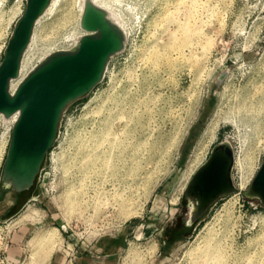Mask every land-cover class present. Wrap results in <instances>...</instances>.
Returning <instances> with one entry per match:
<instances>
[{"label":"rangeland","instance_id":"1","mask_svg":"<svg viewBox=\"0 0 264 264\" xmlns=\"http://www.w3.org/2000/svg\"><path fill=\"white\" fill-rule=\"evenodd\" d=\"M98 1L123 25L125 48L65 109L34 186L16 199L0 180V264H76L104 254L99 244L117 264H264V207L243 193L264 156V0ZM25 5L0 0V62ZM81 13L82 0H57L37 26L32 64L75 44ZM225 139L235 184L241 165L250 182L186 225L184 192ZM52 228L43 258L30 243Z\"/></svg>","mask_w":264,"mask_h":264},{"label":"water","instance_id":"2","mask_svg":"<svg viewBox=\"0 0 264 264\" xmlns=\"http://www.w3.org/2000/svg\"><path fill=\"white\" fill-rule=\"evenodd\" d=\"M52 0H26L0 62V115L15 113L11 138L0 180L15 193L28 192L36 183L58 133L63 113L73 101L87 95L104 77L108 63L125 48L126 33L109 11L95 0H85L81 27L86 30L74 46L43 58L13 90L23 55L39 17ZM235 150L230 140L220 141L190 180L186 225H192L220 198L238 187L233 180ZM244 195L264 207V156Z\"/></svg>","mask_w":264,"mask_h":264},{"label":"bare ground","instance_id":"3","mask_svg":"<svg viewBox=\"0 0 264 264\" xmlns=\"http://www.w3.org/2000/svg\"><path fill=\"white\" fill-rule=\"evenodd\" d=\"M96 2L98 0H95ZM57 0H52L51 1V4L49 5V7L47 8V10L39 17V19L37 20V23L35 25V29H34V32H33V35H32V39H31V42L29 43L24 55H23V59H22V63H21V69H20V74L17 78L13 79L12 82H11V87L12 89L14 90L18 84L23 80V78L40 62L38 63H33V57H32V53L30 54L31 52V47H32V44H33V40L35 38V34H36V30H37V26L39 24V22L41 21V19H43L49 12H51V10L53 9V7L55 6ZM99 5L103 6L104 4H102L101 2H97ZM84 6H85V0H82V13H81V17H82V14H83V11H84ZM105 7L106 9L108 8L107 6H103ZM108 10V9H107ZM23 9H19V11L17 12V15L15 14L13 17H19L22 13H23ZM109 13L111 14V11L108 10ZM112 16V15H111ZM81 17H80V21H79V25H80V28H81V31L80 33H82L79 37H77L76 39V42L78 41V39L84 34L86 33V30H84L82 27H81ZM113 18V16H112ZM114 19V18H113ZM116 21V19H114ZM13 21H14V18H13ZM118 22V21H117ZM120 24V23H119ZM121 25V24H120ZM123 27V25H121ZM190 28V24H187L186 26H184V29H189ZM124 29V28H123ZM125 30V29H124ZM126 33V31H125ZM75 42V44H76ZM74 44V45H75ZM73 45V46H74ZM5 46H6V43H5ZM60 50V49H59ZM54 52V51H53ZM52 53V52H51ZM50 54V53H49ZM46 57V56H45ZM44 57V58H45ZM198 61L195 60L192 62V64H196ZM31 69V70H30ZM107 69V68H106ZM30 70V71H29ZM29 71V72H28ZM28 72V73H27ZM27 73V74H26ZM26 74V75H25ZM17 114L18 113H15L13 114L12 116L10 117H5L3 114L0 115V121L2 119H6L7 122H9V125L7 127V131L4 132L2 134V137L0 139V164L2 163V160H3V154H4V151H6L7 149V146L9 144V141H10V138H11V131H12V127H13V124H14V121L16 120L17 118ZM215 128H209L207 131H206V134L209 135L211 138H213L216 134ZM96 140H100V139H96ZM109 142V141H108ZM96 155V156H94ZM101 159L100 157V154H96V152H92V155L90 154L89 155V159L88 160H92V159ZM99 159V160H100ZM97 160V161H99ZM239 160H236V164L239 163L238 162ZM241 179H240V182L238 183V185H236L238 187V191H235V192H238L240 194V192L246 188L250 182V179H251V176L252 174H247L248 171L246 170V168L241 165ZM251 175V176H249ZM252 182V181H251ZM251 184V183H250ZM249 187V186H248ZM248 189V188H247ZM246 189V190H247ZM234 193V192H233ZM176 200V199H175ZM232 204H234L233 202H231ZM229 208V207H228ZM227 208V209H228ZM23 218L19 219L18 221H16V223L22 221ZM58 232L56 229H50V230H47L46 232L42 233L41 235H37L34 239L31 240V243H30V248L31 250H38V248H40V245L42 247V252H40V250H38V253L40 255L43 256V258L47 257L48 254L50 253L49 251L51 249H54L55 247V244H56V239L58 237ZM262 238V236L260 237V239ZM257 241V237H254L252 239H249V242L250 244L252 243H256ZM34 246L36 247V249H34ZM46 247V248H45ZM47 253V254H46ZM34 256H33V253H31L30 255V259H33Z\"/></svg>","mask_w":264,"mask_h":264},{"label":"crops","instance_id":"4","mask_svg":"<svg viewBox=\"0 0 264 264\" xmlns=\"http://www.w3.org/2000/svg\"><path fill=\"white\" fill-rule=\"evenodd\" d=\"M26 221H27V219H26ZM105 243L107 244L108 241H106ZM98 246H100V247H98ZM98 246L94 245L91 248H94L96 251H99L101 253L103 252L104 254H102V255H92V254H89V253H83L80 256H78V258L76 260V264H117L116 261L113 258H110V256H108V251L107 250L109 248H108L107 245L105 247L106 250L105 249L103 250L104 247H102L101 244H99ZM112 248H113V246H112ZM112 248H111V250L109 249L111 252L113 251Z\"/></svg>","mask_w":264,"mask_h":264},{"label":"flooded vegetation","instance_id":"5","mask_svg":"<svg viewBox=\"0 0 264 264\" xmlns=\"http://www.w3.org/2000/svg\"><path fill=\"white\" fill-rule=\"evenodd\" d=\"M27 193V192H25ZM25 193H15L14 192V195H15V198L18 199L20 196L24 195Z\"/></svg>","mask_w":264,"mask_h":264},{"label":"built area","instance_id":"6","mask_svg":"<svg viewBox=\"0 0 264 264\" xmlns=\"http://www.w3.org/2000/svg\"><path fill=\"white\" fill-rule=\"evenodd\" d=\"M1 165V164H0Z\"/></svg>","mask_w":264,"mask_h":264}]
</instances>
